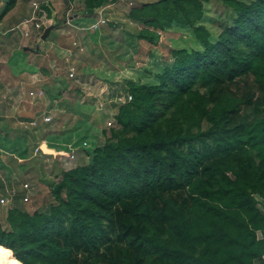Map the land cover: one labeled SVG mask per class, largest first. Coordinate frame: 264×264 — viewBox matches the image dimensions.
<instances>
[{"label":"trees","instance_id":"1","mask_svg":"<svg viewBox=\"0 0 264 264\" xmlns=\"http://www.w3.org/2000/svg\"><path fill=\"white\" fill-rule=\"evenodd\" d=\"M116 1L83 0L84 10L94 14ZM204 1L157 0L130 11V19L148 28L140 38L153 39L152 29L172 24L190 26L203 50H173V63L157 75V84H130L132 100L115 117L120 129L111 130L89 164L61 172L48 211L31 213L21 204L9 209L0 247L15 260L263 259L264 212L257 196L264 199V0H224L234 18L215 43L197 24Z\"/></svg>","mask_w":264,"mask_h":264},{"label":"rangeland","instance_id":"2","mask_svg":"<svg viewBox=\"0 0 264 264\" xmlns=\"http://www.w3.org/2000/svg\"><path fill=\"white\" fill-rule=\"evenodd\" d=\"M11 1L0 0V148L4 149L0 150V165H8L10 173L17 175V180L8 179L10 183L16 181L18 187V182L31 184L29 201L20 204L28 212H44L54 203L51 193L61 174L56 170L75 168L81 149L92 160L111 130L120 129L115 117L120 106L132 99L130 84H157V75L173 63V50L202 51L203 45L194 28L178 24L162 31L150 29L153 39L140 38L148 28L130 19L129 13L157 0H131L132 5L127 0L113 8H98L94 14L86 13L88 20L76 22L81 29L65 21L79 11L83 0H14L12 10L2 16ZM34 1L43 2L36 16L46 17L47 27L58 23L45 41L41 35L35 37L39 33L33 24H24L33 16ZM203 6L204 16L197 24L207 29L215 43L231 25L235 12L224 0L204 1ZM100 17L107 24L90 29ZM27 29L33 32L28 38L23 35ZM69 68L74 69V76ZM46 117L51 121L46 122ZM207 126L204 123L203 128ZM25 130L29 136L23 134ZM47 141L61 149L66 148L63 144L73 145L75 159L35 156L34 149ZM0 170L4 175L9 172ZM257 200L264 212V199L257 196ZM7 208L0 206V224L5 229L10 228ZM256 264H264V257Z\"/></svg>","mask_w":264,"mask_h":264},{"label":"built area","instance_id":"3","mask_svg":"<svg viewBox=\"0 0 264 264\" xmlns=\"http://www.w3.org/2000/svg\"><path fill=\"white\" fill-rule=\"evenodd\" d=\"M129 1H130L129 3L132 5V1L131 0H129ZM42 5L43 4H41V3H36V2L33 3V16H32V18H30L29 20L24 22V24H27V25L33 24L35 29L38 30L37 32L39 34L38 35L35 34V37H38V38H39L40 35L42 36L43 31H44V27L46 26L45 25L46 17L38 18L36 16L38 14V11L42 7ZM98 13H101V12H98ZM105 24H107V20L102 18V17H100V19L96 23L91 25L90 29L96 30V29H99L101 26H103ZM67 25H70L72 27H76L78 29H81V28H79L77 26H74L70 20H68ZM32 34H33V32L32 31L30 32L28 29L23 33L24 37H26V38L31 37ZM75 44H76V42H75ZM69 74L71 76H74V69L73 68H69ZM44 120L46 122H49V121H51V117H46V118H44ZM30 124L31 125H36L35 122H32ZM68 149H69L68 152L61 153L62 154L61 156H64V157H66V158H68L70 160L75 159V151H76L75 147H73V145H70L68 147ZM41 152H42L41 146H37L35 148V153L38 154V153H41ZM15 182L16 181L10 183V186H8L7 189L5 190V193L0 194V204L4 205V206H7L9 209H11L15 205L16 199L20 195L19 189L17 188V185H16ZM21 188L23 189V191H26V192H29V191L32 190L31 185L29 183H23L21 185ZM22 198H23L24 202H27L30 199L28 194L26 196H24V197L22 196Z\"/></svg>","mask_w":264,"mask_h":264},{"label":"crops","instance_id":"4","mask_svg":"<svg viewBox=\"0 0 264 264\" xmlns=\"http://www.w3.org/2000/svg\"><path fill=\"white\" fill-rule=\"evenodd\" d=\"M118 2H127V0H118V1H116V2H114V3H111V4H109V5H107L108 7H111V8H113V7H115V5L118 3ZM33 3H35V1L33 2ZM33 3H32V6H33ZM36 3H38V2H36ZM42 4H43V2H41ZM56 12H53V15L55 14ZM71 15H69V17H68V19L65 21V23L67 24V22H68V20H70L72 23H74L75 25L77 24L76 22H78V20H81V18L82 19H87V17L85 18V16H86V13H85V11H84V6H83V3L81 4V7L79 8V11L78 12H75V13H70ZM56 15V14H55ZM55 15H54V17H55ZM88 20V19H87ZM53 24H58V23H52L51 22V24L50 25H53ZM49 25V26H50ZM77 26V25H76ZM47 27V25L44 27V30H45V28ZM78 27V26H77ZM74 29H76V27H73ZM55 29V28H54ZM78 29V28H77ZM64 31V30H63ZM52 33V32H51ZM51 35V34H50ZM58 35V34H57ZM26 48V47H25ZM32 122H34V121H31V122H29V124L30 123H32ZM28 130H26V132H27ZM28 136L30 135V133L29 134H27ZM46 144V146L48 147V148H50V149H52V150H54L56 153L55 154H48V155H46L47 153H44L43 151L41 152L43 155H46V156H49V157H53V156H61L62 154L61 153H66V152H68V147H69V145H65V144H63L64 146H66V148L65 149H61V148H58V147H54V146H51L50 145V142H46L45 143ZM56 145V144H55ZM19 146V145H18ZM24 146V145H23ZM23 146H20V147H23ZM39 146V145H38ZM68 149V150H67ZM0 150L1 151H3L4 152V149H2V148H0ZM83 150L84 149H81V151H79L78 153V157H77V159H76V162L78 163V165L77 166H84V165H87V164H89L90 163V161H91V159L90 158H88V156H85L84 155V153H83ZM81 152V153H80ZM41 153H38V154H36L35 153V149H34V155L35 156H38L39 154H41ZM86 153V152H85ZM6 154H7V152H6ZM9 155V154H8ZM17 157V156H16ZM62 158H64V156H61ZM65 160L66 159H68V158H64ZM19 160L20 161H22V160H24V158L22 159V158H19ZM70 160V159H69ZM70 162H71V160H70ZM69 162V163H70ZM69 163H68V165H69ZM8 165H3L2 164V166L0 165V168H2L4 171H9L7 168ZM76 166V167H77ZM60 167V166H59ZM15 168V167H14ZM72 168H74V167H70L69 169H64V168H62V167H60V168H58L56 171L58 172L59 170L62 172V171H64V170H70V169H72ZM12 170H14V169H12ZM6 171V172H7ZM12 178V179H11ZM15 178H18L17 177V175L15 174V172H13V173H10V171L9 172H7V174L6 175H4V174H2V171L0 170V194H3V193H5V190L7 189V187L8 186H10V182H9V180L8 179H11V180H15ZM17 180V179H16ZM18 182V181H17ZM18 183H20V187H18L17 186V188L19 189V192H20V195L21 196H26L27 194L28 195H30V192L32 191H29V192H26V191H23V189L21 188V185L23 184V183H29V181H25V182H18ZM30 184V183H29ZM31 185V184H30ZM22 192V193H21ZM21 196H19V197H21ZM30 197V196H29ZM21 201H23V198L21 197V198H19V200H18V204H20V202ZM0 206H3V207H6L7 208V206H4V205H1L0 204ZM8 209V211H9V208H7ZM6 219H7V217H6Z\"/></svg>","mask_w":264,"mask_h":264},{"label":"bare ground","instance_id":"5","mask_svg":"<svg viewBox=\"0 0 264 264\" xmlns=\"http://www.w3.org/2000/svg\"><path fill=\"white\" fill-rule=\"evenodd\" d=\"M0 264H22V262L15 260L9 251L0 247Z\"/></svg>","mask_w":264,"mask_h":264},{"label":"water","instance_id":"6","mask_svg":"<svg viewBox=\"0 0 264 264\" xmlns=\"http://www.w3.org/2000/svg\"><path fill=\"white\" fill-rule=\"evenodd\" d=\"M54 28H55L54 25H50V26H48V27L44 30V32H43V34H42V37H41L43 41L47 40V39L50 37L51 31H52ZM27 50H28V48L26 47V48H25V51H27ZM42 147H43V148H42ZM42 147H41V148H42V151H43L44 153H47V154H55V153H56L54 150L48 148V147L46 146L45 143L43 144Z\"/></svg>","mask_w":264,"mask_h":264}]
</instances>
